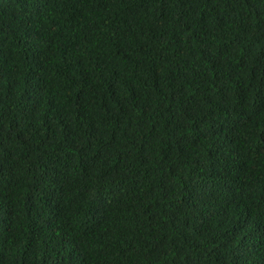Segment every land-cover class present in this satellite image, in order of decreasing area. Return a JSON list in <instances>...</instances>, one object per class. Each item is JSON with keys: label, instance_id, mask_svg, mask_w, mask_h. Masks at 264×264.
<instances>
[{"label": "trees", "instance_id": "obj_1", "mask_svg": "<svg viewBox=\"0 0 264 264\" xmlns=\"http://www.w3.org/2000/svg\"><path fill=\"white\" fill-rule=\"evenodd\" d=\"M0 264H264V0H0Z\"/></svg>", "mask_w": 264, "mask_h": 264}]
</instances>
